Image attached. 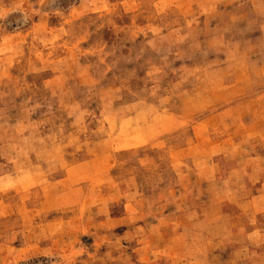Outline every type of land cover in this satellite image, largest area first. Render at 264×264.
<instances>
[{"label": "rangeland", "instance_id": "obj_1", "mask_svg": "<svg viewBox=\"0 0 264 264\" xmlns=\"http://www.w3.org/2000/svg\"><path fill=\"white\" fill-rule=\"evenodd\" d=\"M0 264H264V0H0Z\"/></svg>", "mask_w": 264, "mask_h": 264}]
</instances>
